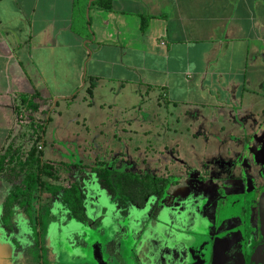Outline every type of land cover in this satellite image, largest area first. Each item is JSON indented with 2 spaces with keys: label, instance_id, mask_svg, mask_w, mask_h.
Listing matches in <instances>:
<instances>
[{
  "label": "crops",
  "instance_id": "0c3cea01",
  "mask_svg": "<svg viewBox=\"0 0 264 264\" xmlns=\"http://www.w3.org/2000/svg\"><path fill=\"white\" fill-rule=\"evenodd\" d=\"M73 8L0 0V155L19 122V95L38 92L52 106L90 87L92 97L127 86L159 92L167 106L229 126L230 141L263 133L264 0H116L110 12L89 10L92 37L73 30Z\"/></svg>",
  "mask_w": 264,
  "mask_h": 264
},
{
  "label": "flooded vegetation",
  "instance_id": "af4514ba",
  "mask_svg": "<svg viewBox=\"0 0 264 264\" xmlns=\"http://www.w3.org/2000/svg\"><path fill=\"white\" fill-rule=\"evenodd\" d=\"M23 114L17 112L19 122ZM263 145L258 142L242 151L226 149L216 161L203 163L202 171L193 177L182 164L187 177L176 185L179 196L170 199L163 218L147 222L144 229L128 222V208L136 206L140 213L151 198L164 196L172 183L154 173L101 169L98 172L104 170L107 186L118 197L120 225L104 226L103 238L89 233L84 246L82 237L73 236V231L60 229L52 234L57 220L46 206V197L61 194L70 220L77 221L64 197L65 191L73 195L75 185L83 191L80 184H56L57 167L40 173V184L25 183L36 172L31 167L19 186L0 197V264H264ZM119 174L160 178L166 187L160 195L145 194L139 184L112 183ZM202 174L206 181L198 182ZM45 183L58 191H46ZM86 211L85 205L82 212Z\"/></svg>",
  "mask_w": 264,
  "mask_h": 264
},
{
  "label": "rangeland",
  "instance_id": "374dc122",
  "mask_svg": "<svg viewBox=\"0 0 264 264\" xmlns=\"http://www.w3.org/2000/svg\"><path fill=\"white\" fill-rule=\"evenodd\" d=\"M49 109L51 120L42 132L29 114H23V122L15 125L14 135L3 151V155L8 153L9 156L0 172V197H6L11 189L22 183L31 170L30 153L35 149L36 157L58 168L56 184L69 187L79 183L83 189L87 211L84 214L79 209L77 221L70 220L62 206L61 194L46 197V206L57 220L52 225V234L60 229L73 231V236L82 237V246L89 240V233L103 238L104 226L120 225L118 197L98 172L101 169L154 173L172 183L164 196L151 198L140 213L136 206L128 208V222L144 229L147 222L151 224V220L163 218L165 206L172 204L170 199L179 196L176 185H181L187 177L182 164L193 177L202 171L203 163L216 161L222 151L241 145L255 147L256 137L264 139L263 127V133L254 129L253 133H248L249 138L240 137L244 140L239 144L231 142L230 127L224 130L211 122L207 111L199 119L197 111L167 106L159 92H148L143 87L127 86L123 92L117 90L115 93H107L106 88L98 89L93 97L82 91L76 100L62 99L58 104H48L45 112ZM39 117L38 122L42 124L47 114ZM241 129L238 127L236 131ZM180 167L183 168L181 172ZM201 178L198 182L206 181L204 174ZM135 213L140 215L134 217ZM150 215L154 217L149 219Z\"/></svg>",
  "mask_w": 264,
  "mask_h": 264
},
{
  "label": "trees",
  "instance_id": "16d2710c",
  "mask_svg": "<svg viewBox=\"0 0 264 264\" xmlns=\"http://www.w3.org/2000/svg\"><path fill=\"white\" fill-rule=\"evenodd\" d=\"M116 0H74V8H73V30L77 32H81L82 30H88L90 37H92V30H91V18L89 16V10L91 8H97L102 11H112L114 8V2ZM150 18L149 17H142V23H141V30L142 32H145ZM80 30V31H79ZM81 34V33H80ZM88 43V41H87ZM92 53L90 50H88V56H87V62L91 58ZM86 64H85V77H86ZM80 90H77V92L71 96L70 98H67L66 100H75L78 96ZM87 93L89 96L92 97V88H88ZM19 98V106L17 108V111H21L22 113L29 114L33 118V122L36 124V128L42 130L45 128V126L50 122L51 117L48 116V114L51 112L50 110H46L47 101L39 94L38 92H35L33 94H21L18 96ZM56 104V103H55ZM47 114V117L45 121L43 120L42 124L38 121H40V115ZM38 124V125H37ZM36 150L32 149L31 151V162L32 167L36 168V172L32 173L27 177V179L24 181L25 183L30 184H40L41 183V177L40 173L47 172L50 173V171L53 170L55 167L52 163H46L42 160V157H36ZM0 156V172L3 169L4 163L6 159L8 158V153H5L4 155L1 154ZM61 165V164H59ZM101 174H104V170L101 171ZM102 175V176H103ZM115 184H139L142 188V190H145V194H158L160 195L163 190L166 187V181L160 179V178H154V177H143L138 175H132V174H119L115 176V179L112 181V183ZM45 189L46 191H51L55 193L58 191V188L53 187L45 183ZM118 192L122 193L123 190L120 189V187H117ZM128 192V191H127ZM84 194L83 191L80 189L78 185L74 186L73 195L71 193L65 191V197L64 202L68 205L70 209L73 210L74 215L77 216L80 211L84 209L85 203H84ZM78 217V216H77Z\"/></svg>",
  "mask_w": 264,
  "mask_h": 264
},
{
  "label": "built area",
  "instance_id": "2783aa9c",
  "mask_svg": "<svg viewBox=\"0 0 264 264\" xmlns=\"http://www.w3.org/2000/svg\"><path fill=\"white\" fill-rule=\"evenodd\" d=\"M21 119H23L22 117H20ZM43 148V146H40L39 149L41 150Z\"/></svg>",
  "mask_w": 264,
  "mask_h": 264
}]
</instances>
